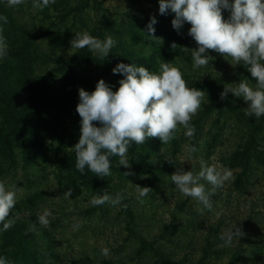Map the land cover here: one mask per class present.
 Returning a JSON list of instances; mask_svg holds the SVG:
<instances>
[{"label":"rangeland","instance_id":"1","mask_svg":"<svg viewBox=\"0 0 264 264\" xmlns=\"http://www.w3.org/2000/svg\"><path fill=\"white\" fill-rule=\"evenodd\" d=\"M32 2L25 0L20 6L9 7L0 0V17H7L6 23L0 20V35L7 44L0 71L7 68L10 79L15 77L11 68L16 65V56L27 55L33 74L45 78L53 91L64 75L58 66L78 51L71 48L70 41L75 33L87 31L101 40L112 35L117 41L108 57L101 59L91 52L105 73L109 72L103 80L113 91L124 78L113 74L117 64L132 63L157 72L163 60L181 70L189 87L206 91L200 83L214 80L218 98L211 104L206 97L193 117L196 131L192 139L179 126L170 143L163 145L154 138L153 148H137L148 160L152 174L144 169L142 160L131 163L127 156L129 169L116 157L104 192L124 196L116 206H92L90 200L96 194L85 186L65 189L64 174L59 170L63 148L53 140L45 139L27 161L22 160L18 148L10 158L0 150V181L20 188L8 218L35 222L34 243L51 248L56 264H264V116L247 117V103L232 93L220 98L226 84L236 86L244 79L255 84L251 73L212 50L208 54L214 59L206 67L194 69L191 51L183 50L197 47L188 35L191 25L185 23L179 32L174 29V13L169 10L161 15L159 0H56L42 11L34 9ZM222 15L227 19L230 12L223 10ZM152 17L157 20L154 35L162 41L147 31ZM172 43L178 47L172 49ZM253 124L260 127L254 138L262 164L251 162L240 176L242 171L233 155ZM188 145L199 150L189 156ZM201 159L230 169L234 176L212 197V210L205 209L203 214L198 211L202 205L181 194L170 178L180 168L198 172ZM127 171L134 175L125 177ZM135 185L153 189L143 204L137 199ZM69 189L68 197L65 193ZM45 210L51 212L47 227L38 222ZM236 226L245 235L234 238L231 246H221L220 236ZM104 248L109 249V255H102Z\"/></svg>","mask_w":264,"mask_h":264},{"label":"clouds","instance_id":"2","mask_svg":"<svg viewBox=\"0 0 264 264\" xmlns=\"http://www.w3.org/2000/svg\"><path fill=\"white\" fill-rule=\"evenodd\" d=\"M9 7H17L25 0H5ZM56 0H33L34 9L43 10ZM171 10L174 19L172 27L178 32L185 23L191 25L188 35L196 42L195 49L183 47L185 52L191 51L193 68L206 67L214 57L208 54L212 50L225 59L231 58L232 65H243L255 79L250 84L248 79L239 83L226 84L220 98L224 100L228 93L242 98L247 103L244 113L247 117L256 119L264 116V0H159V13L166 15ZM223 10H228L230 16L225 19ZM7 22V17H0ZM155 17L147 24L150 37H155ZM161 40V39H159ZM162 41V40H161ZM117 41L112 35L101 40L87 31L75 33L70 41L71 48L98 54L103 59L109 56ZM178 45L172 43L171 48ZM7 55V44L0 35V59ZM227 60V59H226ZM215 70V69H214ZM113 74H122L118 81L119 88L112 87L100 79L92 92L80 88L79 103L76 112L80 120V137L72 148L75 155V168L84 174L87 168L96 177L104 179L112 175L111 157H119V164L131 168L127 153L132 144H146L150 139L158 138L163 145L176 138L182 126L184 135L192 139L195 126L191 123L202 105L208 98V93L189 84L183 78L178 67L169 62L161 61L157 72L132 63H119L112 69ZM96 122V123H94ZM97 123L100 126H97ZM199 149L194 145L186 146L191 156ZM123 175H134L131 171ZM171 181L181 194L191 197L202 205L198 211L212 210V197L225 183L234 180L230 169L217 165H209L200 160V170L185 171L180 168L171 176ZM210 185L211 188L206 187ZM137 199L141 204L144 197L153 189L135 185ZM20 191L16 185H8L0 181V224L7 231L13 227L14 218H8L10 211L17 204V194ZM69 189L65 195H71ZM124 196L116 193L113 197L108 193L95 195L91 198L92 206H102L108 203L112 206L121 204ZM127 207V205H124ZM51 212L45 210L38 216L41 226L47 227ZM35 225H30L29 231H35ZM245 233L240 227L224 232L220 239L221 246H231L234 238H240ZM102 255H109V249H102ZM0 264H12L6 257L0 256Z\"/></svg>","mask_w":264,"mask_h":264},{"label":"trees","instance_id":"3","mask_svg":"<svg viewBox=\"0 0 264 264\" xmlns=\"http://www.w3.org/2000/svg\"><path fill=\"white\" fill-rule=\"evenodd\" d=\"M31 61L27 55H17L16 65L11 68L15 76L13 79L6 74L7 68L0 71V150L10 158L14 148H18L22 153V160L27 161L30 153L42 147L45 139L53 140L63 148L59 170L64 174L62 180L65 189L79 184L96 195H102L107 190L106 177H96L87 168L84 174L77 171L72 148L80 137L81 118L76 112L79 103L78 90L84 88L88 92L94 91L97 82L107 77L109 72L105 73L100 67L99 59L84 48L60 63L58 68L64 72L63 79L52 91L45 78L33 74ZM200 84V88L206 89L208 99L213 104L218 98L215 97L217 83L210 79ZM97 126L100 125L97 123ZM259 128L257 124H253L245 141L237 147L233 155L234 162L242 171L240 176L245 175L251 162L262 164L254 138ZM153 141L151 139L142 145L133 143L127 153L131 163L137 159L142 160L144 169L150 174V164L143 154L137 152V148H153ZM110 159L112 170L116 157ZM30 225L36 227L33 221L29 223L16 220L13 227L4 231L0 224V256L12 261V264H56V256L51 248L34 243L36 233L29 231Z\"/></svg>","mask_w":264,"mask_h":264}]
</instances>
